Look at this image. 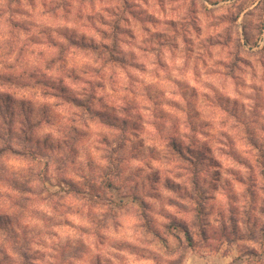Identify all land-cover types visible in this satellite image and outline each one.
<instances>
[{"label":"clouds","instance_id":"clouds-1","mask_svg":"<svg viewBox=\"0 0 264 264\" xmlns=\"http://www.w3.org/2000/svg\"><path fill=\"white\" fill-rule=\"evenodd\" d=\"M0 264H264V0H0Z\"/></svg>","mask_w":264,"mask_h":264}]
</instances>
